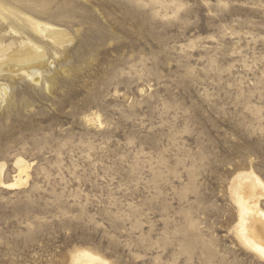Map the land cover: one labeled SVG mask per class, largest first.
<instances>
[{
    "label": "rangeland",
    "instance_id": "rangeland-1",
    "mask_svg": "<svg viewBox=\"0 0 264 264\" xmlns=\"http://www.w3.org/2000/svg\"><path fill=\"white\" fill-rule=\"evenodd\" d=\"M21 40L47 61L0 73L4 181L31 175L0 186V264H264L234 195L253 172L264 210V0H0Z\"/></svg>",
    "mask_w": 264,
    "mask_h": 264
},
{
    "label": "bare ground",
    "instance_id": "bare-ground-1",
    "mask_svg": "<svg viewBox=\"0 0 264 264\" xmlns=\"http://www.w3.org/2000/svg\"><path fill=\"white\" fill-rule=\"evenodd\" d=\"M28 22H30L35 32L42 36L54 39L59 44L67 41L63 31L57 27L48 23L43 24L32 17H28ZM46 61L47 54L45 51L36 50L28 41L21 40L11 51L0 54V73L20 72L35 80ZM0 88L1 100L2 95L6 94V89L1 86ZM22 159L18 158L17 162H15L18 167V174L11 181H4V165L0 163V186L14 189L29 182L31 176L29 173L30 164H27ZM262 190L263 184L258 176L253 172H247L238 178V187L235 190L238 194L234 195L239 207V236L245 244L264 255V210L259 205V198L263 195ZM79 254L86 260V264L104 263L101 257L90 252L82 251ZM83 261L81 264H83Z\"/></svg>",
    "mask_w": 264,
    "mask_h": 264
}]
</instances>
